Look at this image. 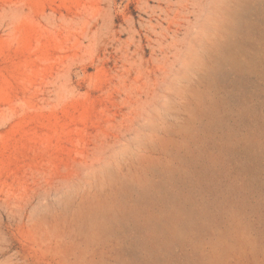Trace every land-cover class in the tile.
I'll list each match as a JSON object with an SVG mask.
<instances>
[{"label": "rangeland", "instance_id": "1", "mask_svg": "<svg viewBox=\"0 0 264 264\" xmlns=\"http://www.w3.org/2000/svg\"><path fill=\"white\" fill-rule=\"evenodd\" d=\"M0 264H264L232 0H0Z\"/></svg>", "mask_w": 264, "mask_h": 264}, {"label": "bare ground", "instance_id": "2", "mask_svg": "<svg viewBox=\"0 0 264 264\" xmlns=\"http://www.w3.org/2000/svg\"><path fill=\"white\" fill-rule=\"evenodd\" d=\"M264 43V0H232V60Z\"/></svg>", "mask_w": 264, "mask_h": 264}]
</instances>
